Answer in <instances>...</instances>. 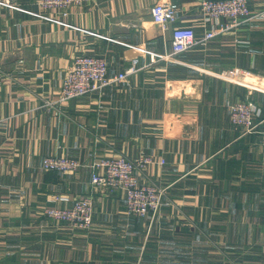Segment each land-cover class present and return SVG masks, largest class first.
Returning a JSON list of instances; mask_svg holds the SVG:
<instances>
[{
  "label": "crops",
  "instance_id": "0c3cea01",
  "mask_svg": "<svg viewBox=\"0 0 264 264\" xmlns=\"http://www.w3.org/2000/svg\"><path fill=\"white\" fill-rule=\"evenodd\" d=\"M1 1L10 5H0V264H264L262 137L236 128L229 110L252 97L264 116V90L226 77H264V17L151 62L129 45L168 55L174 27L202 37L200 0H83L67 11ZM158 2L178 4L175 23L153 21ZM250 5L264 11V0ZM81 53L105 56L110 74L139 54L141 69L60 101ZM55 155L82 166L46 171ZM121 156L151 160L137 175L166 189L158 212L129 214L123 190L93 184L103 169L92 164ZM82 196L94 199L89 230L44 215Z\"/></svg>",
  "mask_w": 264,
  "mask_h": 264
},
{
  "label": "built area",
  "instance_id": "2783aa9c",
  "mask_svg": "<svg viewBox=\"0 0 264 264\" xmlns=\"http://www.w3.org/2000/svg\"><path fill=\"white\" fill-rule=\"evenodd\" d=\"M252 0H200L202 19L209 26L202 37L190 26H177L172 30V50L167 55L156 54L139 46L129 45L140 54H150L151 62L159 58H170L188 51L196 45H204L208 41L229 32H236L242 24L254 17H264V11L254 13L251 9ZM44 8H60L67 11L73 5H81L83 0H41ZM0 5H10L1 1ZM178 4L174 2H158L151 10L153 21L163 26H169L177 20ZM49 20L51 18L45 16ZM93 35H101L87 30ZM239 42L238 39H236ZM141 69L139 54L132 58L129 66L117 74H110L109 62L105 56L81 53L69 66L62 81L60 101H69L87 94H102L104 90L124 81L129 75ZM232 124L244 133L260 132L264 145V116L255 99L240 100L229 104ZM149 158L137 161L126 156L106 158L92 164L94 170L103 169V173H92V182L99 190L107 193L113 188L123 190L126 198L127 213L145 217L150 212L156 213L162 206L166 189L154 183L140 181L137 170L149 163ZM82 163L73 157L46 156L43 168L61 174L75 172ZM94 199L82 196L65 208L46 207L44 215L51 222H65L76 229L89 230L93 225Z\"/></svg>",
  "mask_w": 264,
  "mask_h": 264
},
{
  "label": "bare ground",
  "instance_id": "6f19581e",
  "mask_svg": "<svg viewBox=\"0 0 264 264\" xmlns=\"http://www.w3.org/2000/svg\"><path fill=\"white\" fill-rule=\"evenodd\" d=\"M226 77L230 78L231 80L247 84L250 87L258 85L260 89L264 90V77L255 76L245 71L235 73L232 71L228 73Z\"/></svg>",
  "mask_w": 264,
  "mask_h": 264
},
{
  "label": "rangeland",
  "instance_id": "374dc122",
  "mask_svg": "<svg viewBox=\"0 0 264 264\" xmlns=\"http://www.w3.org/2000/svg\"><path fill=\"white\" fill-rule=\"evenodd\" d=\"M256 88V87H255ZM252 99V97H247V98H245V99H243V100H247V99ZM232 103H235V102H231V104ZM257 105L259 106V104L257 103ZM260 107V106H259ZM229 110H230V108H229ZM261 113H263V109H261ZM241 131H243L242 129H240ZM249 134V133H248ZM262 146H263V148H264V145L262 144ZM70 206V205H69ZM67 207V206H66ZM59 208H65V207H59Z\"/></svg>",
  "mask_w": 264,
  "mask_h": 264
}]
</instances>
